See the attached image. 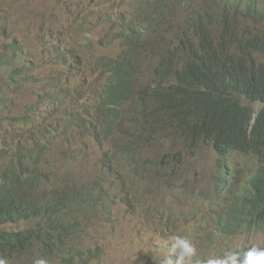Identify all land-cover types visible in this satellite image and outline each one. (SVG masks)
I'll list each match as a JSON object with an SVG mask.
<instances>
[{
    "label": "trees",
    "instance_id": "trees-1",
    "mask_svg": "<svg viewBox=\"0 0 264 264\" xmlns=\"http://www.w3.org/2000/svg\"><path fill=\"white\" fill-rule=\"evenodd\" d=\"M170 2L152 0L143 12L132 11L135 19L120 26L117 35L112 34L110 39L123 38L124 47L115 57L107 55V94L106 55L93 57L91 65L104 75V81L93 98L80 97L79 88V120L81 115L88 117L94 135L103 132L107 136L116 124L118 133L138 138L146 134V140L157 138L150 129L160 124L164 128L161 141L169 136V140L183 139L191 149L210 147L217 153L225 176L228 160L235 164L232 178L224 180L225 187L206 197L207 206L214 210L212 220L227 237L262 235L264 240V60L258 58L264 55V33L240 36L231 21L235 13L264 18V0H250L246 6L241 0L225 2L219 18L211 7L195 9L198 14L191 27L198 30V38L196 34L180 37L173 48L172 38L162 29ZM217 24L220 31L215 35ZM72 35L68 36V41L73 40L71 45L51 40L54 56L64 60L67 71L53 66L54 73L36 77V85L41 83L35 91L36 101L23 116L12 115V87L34 77L15 68L14 75L0 86V259L6 264H35L39 259L48 264H86L97 258L91 249L77 246L87 226L83 224L87 195L76 191L70 182L60 185L50 158L51 151L61 144L64 120L45 125L39 120V113L59 110L75 94L68 80L90 66L81 58H70L66 50L93 41ZM153 36L158 38L157 44L151 40ZM143 69L151 71L154 81L135 96L137 74ZM28 122L38 131L19 134ZM125 140L129 145L127 137ZM22 149L31 151L25 154ZM239 156L249 162L239 163ZM3 169L8 170H4L6 176ZM19 223L26 226L9 228ZM259 247L264 248V241ZM36 254L40 257H34Z\"/></svg>",
    "mask_w": 264,
    "mask_h": 264
},
{
    "label": "rangeland",
    "instance_id": "rangeland-1",
    "mask_svg": "<svg viewBox=\"0 0 264 264\" xmlns=\"http://www.w3.org/2000/svg\"><path fill=\"white\" fill-rule=\"evenodd\" d=\"M151 1L107 0V3L111 8L120 5L122 10L132 13L142 11L140 3ZM195 1L206 3L210 0ZM71 6L72 0H0V85L8 79L12 67L20 69L26 54L42 56L44 65L40 73L31 74L33 57L30 58L23 73L34 79H23V83L12 87L10 99L11 104L16 103L14 113L26 112L35 102L33 92L41 84L36 85V77L55 72L51 66V51L45 48V42L54 39L70 45L73 41L56 38L57 29L66 33L75 25L74 33L92 40L103 33L106 35V24L97 22L94 4L91 7ZM66 9L69 15L61 13ZM197 14L191 0L172 2L167 17L162 20L165 23L162 29L173 40L172 48L180 37L195 35L191 24ZM234 16L241 27L252 25L238 15ZM47 22L53 23H49L48 30L45 29ZM110 29L107 24V33ZM50 32L52 38L45 41L43 33ZM157 39L151 37L155 44ZM121 46L120 39L107 42V55L116 56ZM92 47L80 48L77 56L84 61L91 51L106 55V41L98 42L94 50ZM87 49L90 50L85 52ZM258 58L264 60V55L259 54ZM96 72L90 63L85 71L71 77L68 85L72 89L78 88L77 92L82 88L80 97L93 98L103 81V75ZM138 79L139 88L146 86L151 83V73L142 70ZM91 93L93 95L89 96ZM77 101V96L70 97L59 110L43 115V125L64 120L60 127L61 144L50 153L59 184L70 182L76 191L85 192L87 203L101 199L97 200L98 210L89 216L77 244L83 249H91L97 257L86 264H159L168 252L169 238L173 235L188 237L202 256H215L217 249L224 252L263 243L262 235H239L230 239L217 235L211 217L214 210L207 206L205 195L214 193L217 184L218 166L210 147L191 149L179 138L161 141L164 128L160 124L150 129L156 139L146 140V134L141 138L126 136L129 145L120 139L116 124L108 130L107 136L103 132L94 135L89 118L81 115L79 120ZM68 117L72 120H67ZM144 122L139 120V124ZM36 130L29 127L23 134L29 135ZM127 146L130 154L125 159L121 154ZM166 153L174 155L172 162L164 160ZM236 160L242 164L249 162L240 156ZM234 171L233 167L229 170L231 178ZM247 174L248 171H244L243 178ZM25 226V223H19L9 228L17 230Z\"/></svg>",
    "mask_w": 264,
    "mask_h": 264
},
{
    "label": "clouds",
    "instance_id": "clouds-1",
    "mask_svg": "<svg viewBox=\"0 0 264 264\" xmlns=\"http://www.w3.org/2000/svg\"><path fill=\"white\" fill-rule=\"evenodd\" d=\"M78 1L79 0H75V4L72 3L71 8L74 7L75 5L79 6L81 4L85 5V6H88V5L90 6V5H93L95 2H97L99 0H80V4L79 5H78ZM174 1L175 0H171L170 6H171L172 2H174ZM241 1H242V4H244L243 6H246V5H248L246 3H248L250 0H241ZM225 2H230L231 3V2H233V0H210V1L206 2V3H197L195 0H191V3L193 5L194 9L199 10V9H202V8L211 7V8H213L212 12L218 18H219L220 15L223 14V10L224 9L223 8L221 9L220 6L223 5ZM107 5H108V10L109 11H113L114 8H111L109 3H107ZM61 13L63 15H69L68 9H66L64 11H61ZM235 14L238 15V17H240L241 19L250 22L252 25L241 27L238 24V22L236 21V18L234 16ZM235 14L231 15V21H232V24H233L234 28L236 29V32L240 36L249 37V36H252V35H262L264 33V18H259V17L249 18V17H246V16L241 15L239 13H235ZM111 16H112V12H108L107 11V24H109ZM100 22L106 24V18L100 19ZM49 23L53 24L52 22H49ZM54 24H57V23L54 22ZM56 26H59V25L57 24ZM59 27H61V26H59ZM72 29H70L66 33L63 32L60 29H57L56 33H57V35H58V33H65L66 35L72 37L73 36L72 34H74ZM219 31H220V25L217 24L215 26V28H214V32L213 33L215 35H217L219 33ZM112 34H113V32L111 30L107 33V41L111 38ZM43 35H44V39L48 40V39L52 38L53 34H52V32H50L48 34H44L43 33ZM119 39L122 41V45H123V38H117L116 37L111 42H115L116 40H119ZM86 40L88 42H92V41L93 42H103V41H106V35L103 33V34H101V36H99L95 40H92L91 38L86 39ZM72 43L73 42H70V45ZM45 45H46L45 48H48L51 51V58L53 60L51 66L58 67V68L62 69L63 71L64 70L67 71V66H66L64 60L62 58H57V57L54 56V54L52 52V49H51V46H50V44L48 42H45ZM66 53H67V55L70 58L76 56L77 60L79 59V57L77 56V50L75 48H67ZM24 56H25V60L21 64L20 70L24 71V68L27 66V64H30V58L33 57V60L31 59V62L33 63V67L29 71V73H31V74L40 73L41 69L44 66L43 65V57L42 56L36 57L35 55L30 56V54L29 55L26 54ZM146 65H148V64H146ZM12 69H13V71L11 73H9L8 79L4 83H7L9 81L10 77L12 75H14L15 67H12ZM143 70H146L147 72L151 73V71H149V69H143ZM141 71L142 70H140L138 72V74ZM96 73L103 75L100 71H97ZM138 74H137V77H138ZM151 77H152V74H151ZM103 81H104V75H103ZM153 81L154 80H153V77H152L151 83ZM138 82H139V79H138ZM148 85L142 86L141 88H139V86L137 85L136 91H135L136 92L135 96H138L141 93V91L145 87H147ZM74 89H75V94H73L71 96L72 98H74L76 96V94L78 93L77 92L78 88H74ZM37 90H39V89H37ZM37 90H35V91H37ZM35 91L34 92L32 91V92H33L34 96L36 97ZM91 95H92V93L89 96H91ZM15 104H11L12 115L13 116H16V115L23 116L27 111L23 112L21 114L14 113L13 107H15ZM33 105H34V103H31V106H33ZM37 113H39V111ZM39 114H40L39 120L43 121V115H45V113H43V114L39 113ZM29 127H34V125L32 123L28 122V124L26 126V129L21 131L19 134L25 133ZM165 140L171 141V140H173V138L169 140V136H165ZM181 140L185 143V141L183 139H181ZM200 148H203V147H197L195 149H200ZM214 153H215V158H216V162H217V166H218V173L215 175L216 178H217V184H216V187H215V192L214 193L205 194L206 197L214 196L218 192L217 189H221L222 188L221 183H220L221 180L223 179L222 168L219 166V160H218V157H217V153L215 151H214ZM166 155L167 156L164 158V160H167L168 163L172 162V160L174 159V155L170 156L169 153H166ZM232 167H233V170H234L235 164L232 163ZM227 168H229L228 164H227ZM85 199L87 201V197L86 196H85ZM97 200L93 201L91 204H90V200H89L88 203L86 202V206H88V209H87V215H86V218H85L83 224H85L89 220V216L91 214H93L94 212H96L98 210ZM213 215H214V213L211 215V217ZM216 229L218 230L217 225H216ZM217 235H220V236L228 238V239L235 238V237H227V236L221 234L219 232V230H218V234ZM81 238H82V236H81ZM169 240H170V246L168 247V252H167L166 255L163 256V258L160 259L159 264H264V248H260L259 247L261 245V243H259V245L253 244V246L251 248H249V249H247L245 251L225 250L222 256H217L219 254V252H220V249H217L216 252L218 254H216L215 256H211V255L202 256V255L198 254L197 247L186 236L173 235V236H171L169 238ZM36 255H38V254H36ZM173 257H175V260L173 259ZM0 264H6V262L3 259H0ZM35 264H48V261L45 260V259H39V260H37L35 262Z\"/></svg>",
    "mask_w": 264,
    "mask_h": 264
},
{
    "label": "bare ground",
    "instance_id": "bare-ground-1",
    "mask_svg": "<svg viewBox=\"0 0 264 264\" xmlns=\"http://www.w3.org/2000/svg\"><path fill=\"white\" fill-rule=\"evenodd\" d=\"M19 1V0H18ZM147 4V3H146ZM146 4L145 3H140L139 4V6H140V8L142 9V11L141 12H143L144 10H146ZM89 6V5H88ZM90 7H91V5H90ZM94 7H95V16H96V20H97V22L98 23H101L100 22V19H102V18H106V0H99V1H97V2H95L94 3ZM169 6H167L166 8H168ZM107 9H108V5H107ZM87 12V11H86ZM86 17V16H85ZM135 17H136V15H134L133 16V14L129 11V10H127V9H124V10H122L121 9V6L120 5H118L117 7H115L114 9H113V11H112V16L110 17V21H109V25H110V30L113 32V33H116V30L120 27V26H122L127 20H132V19H135ZM46 24V26H45V29L47 28V30H48V26H49V22H47V23H45ZM75 26V25H74ZM73 26V27H74ZM46 30V31H47ZM195 32V38H198V30H195L194 31ZM116 35H117V33H116ZM64 36V37H63ZM55 37L56 38H62V39H66V40H69L68 39V35H66L65 33H58V35H57V33H55ZM45 40V39H44ZM48 40H50V39H48ZM113 39H109L107 42H111ZM45 41H47V40H45ZM50 43H52V42H50ZM49 43V44H50ZM92 46L93 45V47H92V50H94V49H96V47L98 46V42H93L92 44H77V45H75V49L77 50V52H78V50L80 49V48H83V49H85V46ZM124 47V44L121 46V49H120V52H121V50H122V48ZM52 48V47H51ZM44 49V48H43ZM90 49H87L85 52H87V51H89ZM119 52V53H120ZM118 53V54H119ZM89 54L90 55H88V57L87 58H85L84 59V62L86 63V64H88V63H92V59H93V57L94 56H96V54H94L92 51H91V53L89 52ZM117 54V55H118ZM116 55V56H117ZM113 57V56H112ZM115 57V56H114ZM47 106V105H46ZM37 114V113H36ZM39 117H40V114H39ZM115 125V124H114ZM112 127H113V125H112ZM38 131V130H37ZM43 131V130H42ZM119 132V131H118ZM36 133V132H35ZM40 134H41V130H40ZM58 134V133H57ZM28 135V134H27ZM30 135V134H29ZM44 135V134H43ZM56 135V134H55ZM26 136V135H25ZM40 136V135H39ZM42 136V135H41ZM44 137H45V135H44ZM125 135H122L121 134V136H120V139L122 140V142H124V143H126V140H125ZM50 139V138H49ZM48 140V139H47ZM47 140H45V143H46V141ZM28 141V140H27ZM33 141V140H32ZM49 141V140H48ZM40 142H41V140H40ZM35 143H37V142H35ZM27 144H29V143H27ZM50 144V143H49ZM14 145V144H13ZM12 144H10V146L13 148L14 146H13ZM30 145V144H29ZM34 145V144H33ZM37 145V147H38V143L36 144ZM35 145V146H36ZM48 145V144H47ZM51 145H53V142L51 141ZM10 146H7V147H10ZM15 147H17V145L15 146ZM19 147L20 146H18V148L17 149H19ZM12 148H11V150H12ZM30 148V147H29ZM39 148V147H38ZM47 148V151H48V146L46 147ZM42 149V148H41ZM41 149H39L40 151H42ZM2 150V149H1ZM4 150V149H3ZM15 150V149H14ZM23 150V149H22ZM37 150V149H36ZM8 150H6L5 151V153L7 152ZM25 151H27V150H23V152H25ZM28 151H31V150H28ZM27 151V152H28ZM44 151V150H43ZM42 151V152H43ZM4 152V151H3ZM12 152V151H11ZM18 152H20L21 153V150L20 151H18ZM35 151H33V153H34ZM46 152V151H45ZM15 153V152H14ZM32 153V154H33ZM41 153V152H40ZM16 155H17V153H15ZM19 154V153H18ZM22 154V153H21ZM20 154V155H21ZM24 154V153H23ZM25 154H26V152H25ZM25 154H24V156H25ZM31 154V153H30ZM31 154V155H32ZM130 154V149L128 148V146H127V148H125L124 150H123V152H122V154H121V157L122 158H125L126 159V157H127V155H129ZM8 155H9V153H8ZM41 155H43V153L41 154ZM9 156H11V155H9ZM18 156V155H17ZM8 157V156H7ZM20 157V156H19ZM25 157H28V156H25ZM14 158V157H13ZM24 158V157H23ZM7 159V158H6ZM16 160V159H15ZM6 161V160H5ZM12 161H14V159L12 160ZM9 162H10V160H9ZM9 162H8V164H9ZM15 162V161H14ZM13 162V165L17 162H15L14 163ZM228 166H229V168H228V175L227 176H225L224 174H223V179L221 180V186H222V188H224L225 186H224V180L225 179H228L229 180V178H230V172H229V170L232 168V163H231V161L230 160H228ZM1 164H3V163H1ZM12 164V163H11ZM27 164V163H26ZM16 166H18L17 164H15ZM14 165V166H15ZM29 165V164H28ZM11 166V165H10ZM27 166V165H26ZM5 167V166H4ZM1 168H3L2 166H1ZM1 168H0V171H1ZM7 168V167H6ZM9 168V167H8ZM16 168V167H15ZM17 168H19V167H17ZM24 168V167H23ZM26 168V167H25ZM10 169V168H9ZM27 169V168H26ZM5 169H3V172H5L4 171ZM18 170V169H17ZM16 170V171H17ZM20 170H21V168H20ZM24 170V169H23ZM28 170V169H27ZM13 171H14V167H13ZM19 171V170H18ZM7 172H8V170H7ZM11 172V171H10ZM9 172V173H10ZM21 172H22V170H21ZM2 172H0V174H1ZM13 173V172H12ZM12 173H10V174H12ZM18 173V172H17ZM20 173V172H19ZM2 175H7V173L5 172V174L3 173ZM1 175V176H2ZM12 176V175H11ZM7 177H9V175L7 176ZM232 180V179H231ZM32 182V181H31ZM17 183V182H16ZM25 183V182H24ZM28 183H30V182H28ZM8 185H10V184H8ZM25 185H27V184H25ZM25 185H22V186H25ZM13 188V187H12ZM23 188V187H22ZM25 188H26V186H25ZM10 189V188H9ZM58 226H59V224H58ZM166 246V245H165Z\"/></svg>",
    "mask_w": 264,
    "mask_h": 264
}]
</instances>
